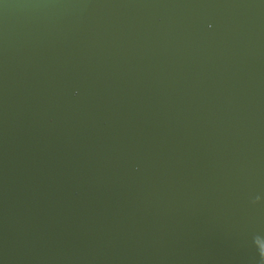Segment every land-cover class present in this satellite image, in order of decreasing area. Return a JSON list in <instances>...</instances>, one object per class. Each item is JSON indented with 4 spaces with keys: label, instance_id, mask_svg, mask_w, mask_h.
<instances>
[{
    "label": "water",
    "instance_id": "water-1",
    "mask_svg": "<svg viewBox=\"0 0 264 264\" xmlns=\"http://www.w3.org/2000/svg\"><path fill=\"white\" fill-rule=\"evenodd\" d=\"M0 264H264V0H0Z\"/></svg>",
    "mask_w": 264,
    "mask_h": 264
}]
</instances>
